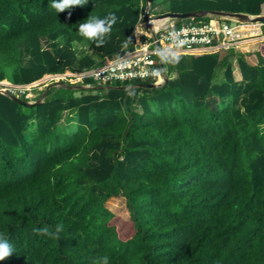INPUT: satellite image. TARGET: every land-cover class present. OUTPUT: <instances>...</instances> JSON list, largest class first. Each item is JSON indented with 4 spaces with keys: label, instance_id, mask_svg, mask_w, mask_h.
<instances>
[{
    "label": "trees",
    "instance_id": "obj_1",
    "mask_svg": "<svg viewBox=\"0 0 264 264\" xmlns=\"http://www.w3.org/2000/svg\"><path fill=\"white\" fill-rule=\"evenodd\" d=\"M166 1L167 13L264 15V0ZM52 2L0 0V81L83 72L133 49L145 0L63 13ZM109 14L117 23L103 46L80 36L87 17ZM260 46L249 56H162L169 71L156 89L53 86L31 108L0 93V236L14 247L0 264H264ZM120 196L129 220L105 207ZM57 225L58 240L39 232Z\"/></svg>",
    "mask_w": 264,
    "mask_h": 264
},
{
    "label": "built area",
    "instance_id": "obj_2",
    "mask_svg": "<svg viewBox=\"0 0 264 264\" xmlns=\"http://www.w3.org/2000/svg\"><path fill=\"white\" fill-rule=\"evenodd\" d=\"M146 28V32L135 40L132 50H126L113 57L107 63L83 72L66 71L61 74L44 75L40 80L28 85H14L0 81V93L14 97H24L31 101L29 92L41 85L46 89L49 85L63 82L74 86L90 80L95 86H116L126 83H148L163 86L167 80V69L159 63L162 56L203 55L244 50L253 42L264 39L263 25L260 23H240L208 17L202 24L178 25L176 20L154 19ZM224 21V22H223ZM141 25H143L141 17ZM159 73L157 76L155 73ZM163 83H160V79ZM92 87L91 85H83Z\"/></svg>",
    "mask_w": 264,
    "mask_h": 264
},
{
    "label": "clouds",
    "instance_id": "obj_3",
    "mask_svg": "<svg viewBox=\"0 0 264 264\" xmlns=\"http://www.w3.org/2000/svg\"><path fill=\"white\" fill-rule=\"evenodd\" d=\"M89 0H53L51 7L56 10L57 13H63L68 9L75 7H83L88 4ZM71 15V13H69ZM117 23V17L115 14H109L104 18L90 16L78 25V32L80 36L87 40L96 42L97 46H103L109 38L113 25ZM178 60V57L176 58ZM157 76L160 74L155 73ZM160 83H163L161 77ZM63 231L61 225H57L55 230H51L48 227L40 229L39 232L49 238L59 239V233ZM14 253L13 245L3 236H0V261L5 260ZM94 264H109V257H99Z\"/></svg>",
    "mask_w": 264,
    "mask_h": 264
},
{
    "label": "water",
    "instance_id": "obj_4",
    "mask_svg": "<svg viewBox=\"0 0 264 264\" xmlns=\"http://www.w3.org/2000/svg\"><path fill=\"white\" fill-rule=\"evenodd\" d=\"M154 0H145V7L144 12L142 15V22L145 27L149 25V22L151 20V16L149 13V7L153 3ZM206 17H216V18H222L226 20H232L240 23H260L264 24V15H249L246 13H229V12H223V11H208V10H199V11H190L186 13H165L160 16L154 17V19H168V20H188V19H201ZM159 63L161 64V60L159 59ZM167 80H165L166 84ZM58 86V87H67V85L63 82H58L49 85V87ZM148 88V89H156L161 86H157L154 84H148V83H139L134 86L130 85H122V86H83V85H74L69 86L70 89L74 90H94V91H102V90H111V89H117V90H129L132 88ZM7 97H9L12 101L15 103L24 106L26 108H31L34 106H38L42 103V97L41 99H38L33 102H28L25 100H22L18 97L10 96L9 94H4Z\"/></svg>",
    "mask_w": 264,
    "mask_h": 264
},
{
    "label": "rangeland",
    "instance_id": "obj_5",
    "mask_svg": "<svg viewBox=\"0 0 264 264\" xmlns=\"http://www.w3.org/2000/svg\"><path fill=\"white\" fill-rule=\"evenodd\" d=\"M167 10H168V3L166 0H154L153 3L149 7V13L153 17L163 15V14L167 13L166 12ZM208 20H209V18H207V17L201 18V19L177 20L176 24H177V26L178 25L179 26L180 25H186V24H202V23H206ZM227 22L230 25H233V21H227ZM263 41H264V39L261 42H263ZM261 42L258 40V42H255V43L253 42L251 45L247 46V48H245L244 50H241V51L236 50V52H242L246 56H249L250 54L256 53L260 49ZM225 53H227V52H220L219 54L223 57V56H226ZM251 59L254 60V62H255V57H252ZM223 66H224V62L222 60V61H220V63L218 64V67L216 69V80H219L220 77H222ZM167 71H169L168 68H167ZM220 71H221V73H220ZM120 86H122V85H120ZM43 89L44 88H42L41 85H37V87L33 88L29 92L30 97H31V101H34L35 97L38 96L40 91H42ZM66 117H67V113H63L61 120L59 121V124H58V130H62ZM105 207L107 209H109L113 214L121 217L124 220H129V218H130L129 211H128L127 205L125 203V200L121 196L109 198L105 202Z\"/></svg>",
    "mask_w": 264,
    "mask_h": 264
},
{
    "label": "crops",
    "instance_id": "obj_6",
    "mask_svg": "<svg viewBox=\"0 0 264 264\" xmlns=\"http://www.w3.org/2000/svg\"><path fill=\"white\" fill-rule=\"evenodd\" d=\"M146 28L144 25L139 24L135 29V40H137V37H141L146 31ZM261 42V41H260ZM262 43V42H261ZM221 73V71H220Z\"/></svg>",
    "mask_w": 264,
    "mask_h": 264
}]
</instances>
